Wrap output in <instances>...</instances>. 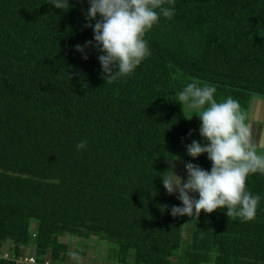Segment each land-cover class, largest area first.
<instances>
[{"label": "trees", "instance_id": "1", "mask_svg": "<svg viewBox=\"0 0 264 264\" xmlns=\"http://www.w3.org/2000/svg\"><path fill=\"white\" fill-rule=\"evenodd\" d=\"M51 2L0 0V249L74 264L59 239L70 233L108 241L111 264H264V172L246 178L260 196L251 220L226 209L173 217L182 202L162 183L168 161L212 168L207 153L187 154L196 139L177 100L187 84L243 114L264 99V0H165L175 14L145 32L149 55L106 81L103 53L75 47L95 44L89 0L67 12Z\"/></svg>", "mask_w": 264, "mask_h": 264}, {"label": "clouds", "instance_id": "2", "mask_svg": "<svg viewBox=\"0 0 264 264\" xmlns=\"http://www.w3.org/2000/svg\"><path fill=\"white\" fill-rule=\"evenodd\" d=\"M164 3L165 0H89V23L85 27L93 28L95 44L87 41L83 46L76 45V51L84 53L87 47L94 46L103 53L98 59L105 81L115 78L114 68L118 69L116 75L127 76L149 55L143 39L145 32L161 15L170 19L175 14L174 7H165ZM51 5L65 12L70 8L69 0H52ZM83 59L88 56L85 54ZM215 92L213 87L189 83L178 94L182 108L187 105L196 110L202 121L200 135L206 141L202 144L193 140L186 145L187 154L195 159L207 153L212 168L207 171L185 162V180L174 172L177 159L168 161L172 171L162 175L163 186L169 195L178 193L177 199L182 202V206L173 205L170 213L173 217L198 218L202 211L210 214L226 209L228 217L251 220L260 196L246 192V178L250 173L264 172V156L257 154L253 126L245 123L239 102L231 97L217 102ZM257 144L264 146V140H257ZM85 147L86 142L77 145L78 150Z\"/></svg>", "mask_w": 264, "mask_h": 264}, {"label": "rangeland", "instance_id": "3", "mask_svg": "<svg viewBox=\"0 0 264 264\" xmlns=\"http://www.w3.org/2000/svg\"><path fill=\"white\" fill-rule=\"evenodd\" d=\"M184 109L196 141L202 144L206 143L204 138H202L200 135V126L202 121L198 116H196V110L188 108L187 105L184 106ZM241 112L243 113V111ZM256 151L258 155H263L264 153L263 150L257 148ZM175 173L183 179H187L186 171L176 167ZM170 196L176 198L178 196V193L172 194ZM59 239L69 244L70 254L68 256V261H71V263L74 262V264H111L103 258L106 254L108 247H110L108 241L99 240L95 236L85 239L77 237L76 235L70 233H60ZM30 249L31 248L27 250L31 251Z\"/></svg>", "mask_w": 264, "mask_h": 264}, {"label": "water", "instance_id": "4", "mask_svg": "<svg viewBox=\"0 0 264 264\" xmlns=\"http://www.w3.org/2000/svg\"><path fill=\"white\" fill-rule=\"evenodd\" d=\"M245 117V123L253 126V144L257 149L264 151V146L257 144V140H264V99L252 97Z\"/></svg>", "mask_w": 264, "mask_h": 264}, {"label": "built area", "instance_id": "5", "mask_svg": "<svg viewBox=\"0 0 264 264\" xmlns=\"http://www.w3.org/2000/svg\"><path fill=\"white\" fill-rule=\"evenodd\" d=\"M264 156V153H263ZM10 261L13 264H55L50 259L46 258L44 261L37 260L36 256L26 249H23L21 254H11L9 251L0 249V261ZM63 264V263H60Z\"/></svg>", "mask_w": 264, "mask_h": 264}]
</instances>
